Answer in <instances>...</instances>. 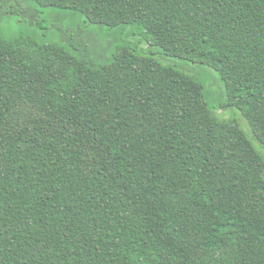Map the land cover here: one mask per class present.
<instances>
[{"label":"trees","instance_id":"trees-1","mask_svg":"<svg viewBox=\"0 0 264 264\" xmlns=\"http://www.w3.org/2000/svg\"><path fill=\"white\" fill-rule=\"evenodd\" d=\"M34 1L215 69L264 149V0ZM148 50L0 31V264H264V150Z\"/></svg>","mask_w":264,"mask_h":264},{"label":"rangeland","instance_id":"rangeland-1","mask_svg":"<svg viewBox=\"0 0 264 264\" xmlns=\"http://www.w3.org/2000/svg\"><path fill=\"white\" fill-rule=\"evenodd\" d=\"M0 31L7 38L24 32L43 42H70L82 55L99 61L109 57L113 48L119 45L128 44L139 50L148 48L162 63L196 77L204 85L206 99L217 115L225 121H236L253 139L255 146L262 149L241 110L227 105L225 86L215 69L191 58L166 56L161 48L149 44L141 28L136 25L109 28L103 24L88 23L75 10L42 8L34 0H0ZM221 104H225V107L221 108Z\"/></svg>","mask_w":264,"mask_h":264}]
</instances>
